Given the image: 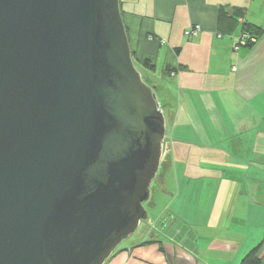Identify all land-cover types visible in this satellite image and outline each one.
Segmentation results:
<instances>
[{
    "label": "water",
    "instance_id": "95a60500",
    "mask_svg": "<svg viewBox=\"0 0 264 264\" xmlns=\"http://www.w3.org/2000/svg\"><path fill=\"white\" fill-rule=\"evenodd\" d=\"M165 133L120 0H0V264H104Z\"/></svg>",
    "mask_w": 264,
    "mask_h": 264
},
{
    "label": "crops",
    "instance_id": "0c3cea01",
    "mask_svg": "<svg viewBox=\"0 0 264 264\" xmlns=\"http://www.w3.org/2000/svg\"><path fill=\"white\" fill-rule=\"evenodd\" d=\"M120 8L135 64L162 90L166 133L160 188L147 201L155 217L104 264H241L260 245L261 254L264 30L252 33L264 29V0H120ZM243 34L257 40L239 43Z\"/></svg>",
    "mask_w": 264,
    "mask_h": 264
},
{
    "label": "rangeland",
    "instance_id": "374dc122",
    "mask_svg": "<svg viewBox=\"0 0 264 264\" xmlns=\"http://www.w3.org/2000/svg\"><path fill=\"white\" fill-rule=\"evenodd\" d=\"M136 66H137L138 70L140 71V73H141L142 78L144 79V81L147 82L150 86L153 87V85H154L155 83H154V82H151V81L148 80V78H147V76H146V72H145L146 70H145L142 66H140V65H138V64H136ZM156 82H157V81H156ZM157 84H158V83H157ZM156 94H157V97H158L159 101L161 102L160 104H162V101H161V98H162V90H161V91H156ZM164 143H165V138H164V141H163V151H164ZM159 181H160V178L158 177V175H156L155 180H154L153 183L151 184V189H154V188L159 189V188H160V184L158 185V183H160ZM157 185H158V186H157ZM158 191H161V189L158 190ZM150 201L152 202V200H150ZM151 204H152V203H149V204H148V202H144V206H145V208L148 209V210H149V208H150L149 206H150ZM154 217H155V216H154ZM154 217H152L150 214H148V217L145 218V219H143V220L140 222V226L138 227V229H137L134 233H132L130 236H128L126 239H124V241L121 243V245H124V244H126V243H130L131 241H134V240L138 239V237H140V233L142 232V230H143L144 228H146L145 225H147V223H150V222L152 221V218H154ZM147 221H148V222H147ZM151 224H152V223H151ZM161 225H162V219H161L160 221L154 222L152 228L157 229V228H159Z\"/></svg>",
    "mask_w": 264,
    "mask_h": 264
},
{
    "label": "trees",
    "instance_id": "16d2710c",
    "mask_svg": "<svg viewBox=\"0 0 264 264\" xmlns=\"http://www.w3.org/2000/svg\"><path fill=\"white\" fill-rule=\"evenodd\" d=\"M249 28H250V27H249ZM249 28H248V29H249ZM250 29H251V28H250ZM262 30H264V29H262V28H258L257 30H256V29L254 30V33H252L251 31H250V32H251L253 35L258 36V35H259L258 33H263ZM149 64H150V62H149L148 60H145V61H144V66H145V67H149ZM159 184H160V183H158V185H159ZM158 185H157V186H158ZM261 249H262V246L260 245L257 249H255V250L249 252V253L243 258L241 264H263L264 255L261 256V254L259 253Z\"/></svg>",
    "mask_w": 264,
    "mask_h": 264
},
{
    "label": "built area",
    "instance_id": "2783aa9c",
    "mask_svg": "<svg viewBox=\"0 0 264 264\" xmlns=\"http://www.w3.org/2000/svg\"><path fill=\"white\" fill-rule=\"evenodd\" d=\"M201 30V26L196 24V25H193L192 27H190L188 30H186V35L188 37H193V36H196L199 31ZM256 37L253 36V35H245L243 34L239 40V43H244L246 44L248 41H256ZM264 255V249L262 250L261 252V256Z\"/></svg>",
    "mask_w": 264,
    "mask_h": 264
}]
</instances>
